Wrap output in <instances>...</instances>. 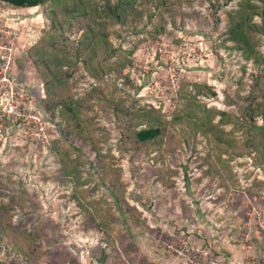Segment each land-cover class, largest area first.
Masks as SVG:
<instances>
[{"label": "rangeland", "instance_id": "374dc122", "mask_svg": "<svg viewBox=\"0 0 264 264\" xmlns=\"http://www.w3.org/2000/svg\"><path fill=\"white\" fill-rule=\"evenodd\" d=\"M239 1L136 0L117 24L107 0H0L29 46L17 80L52 125L45 143L0 120V264H187L169 248L182 241L264 264V160L235 150L249 125L219 122L264 100V36L249 59L228 37ZM65 147L86 195L62 175Z\"/></svg>", "mask_w": 264, "mask_h": 264}, {"label": "trees", "instance_id": "16d2710c", "mask_svg": "<svg viewBox=\"0 0 264 264\" xmlns=\"http://www.w3.org/2000/svg\"><path fill=\"white\" fill-rule=\"evenodd\" d=\"M45 0H1L6 6H11L13 8H33L41 5ZM136 0H116L111 3L107 0L105 5V12L108 16L117 22V24H125L128 20V14H130L132 9L136 8ZM246 2V6L243 3ZM244 7H243V6ZM85 15L88 12L82 10ZM258 15L261 19L260 22L253 21V17ZM229 25H228V37L229 40L233 42L235 47L242 49L245 58L249 59L253 54L257 58V52L253 50V45L251 43L252 37L251 33H260L264 36V0H240L239 9L235 11H230L228 13ZM43 54V53H41ZM252 112L248 115L242 114L241 116L233 115L231 113H226L224 111H219L220 118L219 122L223 123L224 120L231 121L230 117H233L231 124L241 126L246 125L252 128L254 133L251 135L249 140V145L247 147H242L240 149H235L236 151H243L247 149V152H254L259 160H264V100L256 101ZM65 105V103H64ZM259 115L261 119V124H257L256 116ZM228 117V118H227ZM206 123V121H202ZM162 129L159 125H149L145 128L139 129L136 132V138L141 142L152 141L160 136ZM61 154L60 167L62 175L66 181L74 183V190L79 191V195H86V189L80 191V187L84 186L88 181L89 176L82 174L80 170L79 163V152H71V149L65 147V155ZM100 178V177H99ZM101 180V179H100ZM74 191V192H75ZM111 197L117 201L118 192L116 193L113 189L111 190ZM0 206H3L0 204ZM104 220V217H101Z\"/></svg>", "mask_w": 264, "mask_h": 264}, {"label": "built area", "instance_id": "2783aa9c", "mask_svg": "<svg viewBox=\"0 0 264 264\" xmlns=\"http://www.w3.org/2000/svg\"><path fill=\"white\" fill-rule=\"evenodd\" d=\"M24 35L26 34L20 16L0 10V120L3 122V119L10 118L24 127L29 124L40 140L47 143L49 127L52 125L44 119L29 92L16 77V62L24 59L29 49V46L25 45ZM169 248L187 264H227L208 246L194 247L191 242L182 241L181 246L169 245ZM242 264L260 263L244 261Z\"/></svg>", "mask_w": 264, "mask_h": 264}, {"label": "crops", "instance_id": "0c3cea01", "mask_svg": "<svg viewBox=\"0 0 264 264\" xmlns=\"http://www.w3.org/2000/svg\"><path fill=\"white\" fill-rule=\"evenodd\" d=\"M220 258H221V260H223V262H225V263H227V264H232L233 263V261H234V258L232 257V255L229 257H221L220 256Z\"/></svg>", "mask_w": 264, "mask_h": 264}]
</instances>
